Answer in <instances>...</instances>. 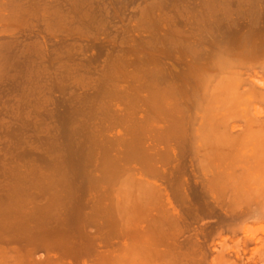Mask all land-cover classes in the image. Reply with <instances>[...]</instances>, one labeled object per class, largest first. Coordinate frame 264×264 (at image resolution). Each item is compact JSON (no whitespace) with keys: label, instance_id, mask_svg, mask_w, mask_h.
<instances>
[{"label":"bare ground","instance_id":"bare-ground-1","mask_svg":"<svg viewBox=\"0 0 264 264\" xmlns=\"http://www.w3.org/2000/svg\"><path fill=\"white\" fill-rule=\"evenodd\" d=\"M0 264H264V0H0Z\"/></svg>","mask_w":264,"mask_h":264}]
</instances>
